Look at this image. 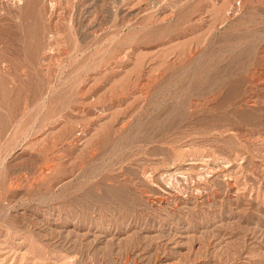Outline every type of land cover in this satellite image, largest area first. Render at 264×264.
<instances>
[{
	"label": "rangeland",
	"instance_id": "1",
	"mask_svg": "<svg viewBox=\"0 0 264 264\" xmlns=\"http://www.w3.org/2000/svg\"><path fill=\"white\" fill-rule=\"evenodd\" d=\"M0 264H264V0H0Z\"/></svg>",
	"mask_w": 264,
	"mask_h": 264
},
{
	"label": "bare ground",
	"instance_id": "2",
	"mask_svg": "<svg viewBox=\"0 0 264 264\" xmlns=\"http://www.w3.org/2000/svg\"><path fill=\"white\" fill-rule=\"evenodd\" d=\"M18 16H19V15H18ZM18 16H17V17H18ZM212 86H213V85H212ZM169 133H170V132H169ZM158 142H159V141H158Z\"/></svg>",
	"mask_w": 264,
	"mask_h": 264
}]
</instances>
